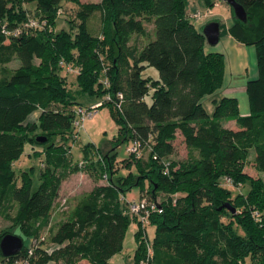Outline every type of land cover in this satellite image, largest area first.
<instances>
[{"label": "trees", "instance_id": "1", "mask_svg": "<svg viewBox=\"0 0 264 264\" xmlns=\"http://www.w3.org/2000/svg\"><path fill=\"white\" fill-rule=\"evenodd\" d=\"M63 1L79 7L75 31L55 30ZM236 2L247 20L237 19L230 7L228 33L252 45L256 57L257 76L245 85L248 115H240L234 96L210 100L211 113L205 108L204 100L223 85L224 55L205 51V37L189 17L187 0H0V67L19 62L0 73V219L10 222L0 229V240L12 233L24 243L17 255L0 252V264L27 256L25 240L40 241L47 228L52 246L37 245L29 264H109L122 250L130 215L124 199L134 187L138 198L157 201L164 194L167 199L159 202L162 212L149 217L155 227L152 240L130 216L138 224L133 264L145 258L146 241L153 251L148 264H264V179L244 172L253 149L254 166L264 173V0ZM29 3L34 4L30 17L44 20L45 26L18 37L4 35L3 26L12 29L29 18L24 8ZM96 17L98 24L92 22ZM146 21L153 22L154 38H147ZM135 34L147 38L140 47L129 45ZM60 61L78 69L80 91L70 92L69 72ZM146 66L154 67L158 78L142 77ZM81 92L110 96L101 106L115 109L119 136L105 150L91 143L81 146L77 165L99 179L106 176L105 182L68 199L69 212L51 225L62 183L77 169L69 168L68 154L79 137L73 121ZM148 93L151 103L145 100ZM36 110L37 119L28 121ZM227 121L237 128L225 126ZM37 136L46 141H36ZM177 137L187 150L181 161L169 159ZM136 141L138 152L122 161L135 173L121 176L117 147ZM26 144L33 156H42L35 190L33 169L14 168ZM227 178L235 188L248 184V191L232 195L223 185Z\"/></svg>", "mask_w": 264, "mask_h": 264}, {"label": "rangeland", "instance_id": "2", "mask_svg": "<svg viewBox=\"0 0 264 264\" xmlns=\"http://www.w3.org/2000/svg\"><path fill=\"white\" fill-rule=\"evenodd\" d=\"M99 0H79V2L82 3H95ZM210 5V8L206 10V3L204 0H187V11L192 13L199 12L201 15L203 14L200 20H203L206 22L209 19H217L222 26L226 27L228 23L232 20V14H231V8L227 4L225 0H209L207 3ZM26 10H28V16H32L34 12V4L29 3L25 4L24 7ZM61 8L63 11L60 12V16L57 17L55 30H61L66 29L69 31H75L76 27L78 26V20L76 18V11L78 10V5L76 3H73L71 1H63L61 3ZM31 10L33 12H31ZM190 14V15H191ZM189 15V17H190ZM98 18H94L92 22L94 24H98ZM27 20V19H26ZM194 25H198V23L195 24L196 20H192ZM146 31H147V38L151 37L154 38L153 32H154V25L152 21H146L143 23ZM146 37L138 36L137 34L133 35L131 38L129 45H135L136 47H140L144 44V42L147 40ZM221 45V44H220ZM251 47V54L246 57L245 59H238L242 58L240 56H237L236 52L230 53L226 55V67H225V58H224V68L226 70V76L224 80V84L220 89H222L221 92H218L216 97L219 99L222 96H234L238 100V106H239V113L240 115H248L249 114V103L247 94L245 91V85L248 80L254 79L257 75V68H256V57H255V49L252 45H248ZM19 66V62L17 60H13L11 63L5 65L4 69L3 67H0V73L4 74V70H14ZM248 69L246 70V68ZM63 75L67 74V72L64 70L62 71ZM142 77H151V78H158V72L157 70L152 66H146L141 70ZM67 86L72 93H76V91H80L79 86L76 84V74L73 72H69L67 74L66 78ZM220 89L218 91H220ZM76 101L78 104L74 105V110L81 107L83 110H88L94 105L98 104L103 100L102 97H97L94 95H89L87 93H79L76 94ZM145 100L147 103H151V93H148L145 96ZM212 102L210 101V98L204 100V106L207 109L209 113L212 112L213 106ZM112 110L115 111L110 105L104 104L103 106H100L96 109V112L92 115L90 118H86L82 124V127L79 129H76L77 131H80L79 137L76 139L75 142L71 143V153L69 155V168H77L74 171L71 170L69 175L66 177V179L63 181L62 186V194L63 196L59 197L57 202V207L54 210L51 218V225L54 224V222H58L57 220L64 219L67 213L69 212L68 207V199L69 196L72 194H80L87 191H90L97 182L104 183L105 179H99L96 173H93L91 171H87L85 167H80L81 165H77V162L81 160L82 158V151L81 146L86 143H91L92 145L96 147H103L104 150L107 148V145L109 147L113 146L114 140L117 139L119 136V128L117 125V122L113 118ZM39 111L36 110L33 113H31L28 116V121L32 122L35 121L38 117ZM79 118L78 116H76ZM233 122V121H232ZM231 121L224 122L225 126L230 127ZM232 128L236 129L237 125L234 123L231 125ZM175 152L169 157L170 160L175 161H181L186 158L187 150L185 148L184 143L181 140V137H177L175 140ZM127 146L129 144H121L117 147V155L115 159V165L118 167L119 175L126 176L129 172L135 173L134 168L128 169L126 167H123L122 161L124 159H127L128 152H127ZM35 149L39 150V146L35 145ZM32 148L30 144L24 145V152L14 162V168L16 171L19 170H28L32 168V189L35 190L39 184L38 179V173L39 169L43 166L41 165V157L33 156L32 154ZM254 150L251 149L249 153L248 160L244 166V172L248 174L249 176H252L253 178L260 177L264 179V173L261 171H258L253 162L254 157ZM148 155V150L142 151V158H146ZM94 160V159H93ZM230 180L227 178L223 181V185L230 188V191L232 192V195H236L239 192L246 193L248 191V184L243 185L241 188H235L232 187ZM146 186V184H145ZM139 188L134 187L129 192L125 194L124 201L130 202L133 199H138L139 196ZM179 196V194H178ZM147 198L149 196H146ZM167 199V196L164 194L158 195L157 202H163ZM129 214V213H128ZM129 216V223L127 225V228L125 230V235L123 239L122 244V250L115 254L111 259L109 264H133L134 263V252L137 247V240L135 238V233L138 230V224L135 221H132ZM10 222L3 221L0 219V229H4L8 227ZM49 228L44 231L42 236V241L37 240H25V245L28 246L29 249H34L37 245H40L41 243L44 245V247L50 248L52 245L49 242ZM15 233H19V230L15 228L13 230ZM238 233H242L241 230L237 229ZM146 233L148 235V238L150 240L153 239L155 234V227L152 224L146 225ZM53 264V263H50Z\"/></svg>", "mask_w": 264, "mask_h": 264}, {"label": "built area", "instance_id": "3", "mask_svg": "<svg viewBox=\"0 0 264 264\" xmlns=\"http://www.w3.org/2000/svg\"><path fill=\"white\" fill-rule=\"evenodd\" d=\"M204 16L201 15L199 12L192 13L190 15L191 20H196V22ZM45 26V21L39 20L37 18L29 17L26 21L22 22L21 24L14 26L12 29H9L7 26L2 27V32L6 36H12V37H18L22 33H28L29 31L35 30L36 28H43ZM60 66L63 67L67 72H74L77 73L78 69L73 68L71 66L65 65L63 62L60 61ZM103 83L107 86L108 81L106 78H104ZM122 99V94H117ZM103 100H110V96L106 95ZM99 102L98 104L94 105L88 110H83L81 107H79L76 110V119L73 121V125L75 128L79 129L82 127V124L86 118L92 117V115L96 112V109L101 106L102 102ZM120 102L117 103V106H119ZM140 144L136 141L132 143L131 145L127 146V152L130 154L137 153L138 147ZM104 179H106V176H104ZM128 206V213L130 216L136 217V219L140 222L141 227L143 228L144 236L146 234V225L149 224V217L152 213H161L162 207L159 205V202L156 200H152L147 198L145 195L141 198H138L136 200H132L130 202H127ZM145 258L140 261L141 264H148L149 259L151 258L153 251L152 246L149 241H146L145 244ZM32 255V250H28L27 256H24L21 259H17L13 261L11 264H29V257Z\"/></svg>", "mask_w": 264, "mask_h": 264}, {"label": "water", "instance_id": "4", "mask_svg": "<svg viewBox=\"0 0 264 264\" xmlns=\"http://www.w3.org/2000/svg\"><path fill=\"white\" fill-rule=\"evenodd\" d=\"M227 4L232 8L234 16L240 21L245 22L247 20L246 11L243 6L236 2V0H225ZM201 33L204 35L206 42L214 46L220 39V22L211 20L205 23L201 29ZM36 141L45 142L46 138L43 136H37ZM228 207V205H226ZM229 208V207H228ZM232 212H235L234 208H230ZM23 239L16 234L7 233L2 236L0 240V252L3 257H9L17 255L23 248Z\"/></svg>", "mask_w": 264, "mask_h": 264}, {"label": "crops", "instance_id": "5", "mask_svg": "<svg viewBox=\"0 0 264 264\" xmlns=\"http://www.w3.org/2000/svg\"><path fill=\"white\" fill-rule=\"evenodd\" d=\"M204 2L206 3V10H207L208 8H210V5L207 4L209 2V0H204ZM187 12L189 13V15L191 14V12H189V11H187ZM211 20L218 21L217 19H209L206 22H204L203 20H200L199 22H195V24L198 23L197 26L195 25L196 29L201 31L203 25L205 23L211 21ZM232 23H233V19L228 23V25L226 27H224V26H222V24H220V39H219V42L216 45H214V46H211L207 42H205V47H204L206 52H219V53H222L224 55V58H225V67H226V55H227V53L230 54V53H233V52L235 53L236 52L237 54H239L237 56L242 57V58H238L239 60L243 59V58L245 59L246 57H248L251 54V47L250 46L244 45V44L236 41L232 36L229 35L228 28L232 25ZM247 69H248V67L246 68V70ZM225 76H226V70H225L224 80H225ZM223 84H224V82H223ZM221 91H222V89H220V91L217 90L214 94H212L208 98H210V100H212L214 98H217L216 97L217 93L221 92ZM231 123H232L231 125H233L234 121L233 122L231 121ZM231 125H230V128H232ZM79 134H80V131H79ZM97 183H99V182H97ZM77 195H79V194H72L71 196H69V199L73 198V197H75ZM61 196H63L62 188H61L59 197H61ZM58 200H57V202H58ZM134 200H136V199H134ZM56 205H57V203H56ZM55 207H57V206H55ZM50 263H53V262H48L47 264H50ZM81 264H87V262L86 261H82Z\"/></svg>", "mask_w": 264, "mask_h": 264}]
</instances>
